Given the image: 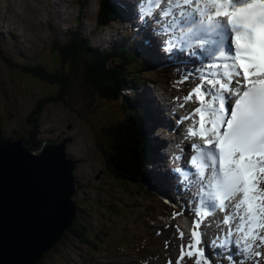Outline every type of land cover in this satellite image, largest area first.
I'll return each mask as SVG.
<instances>
[{
    "label": "snow or ice",
    "instance_id": "6c2138e0",
    "mask_svg": "<svg viewBox=\"0 0 264 264\" xmlns=\"http://www.w3.org/2000/svg\"><path fill=\"white\" fill-rule=\"evenodd\" d=\"M113 8L137 21L138 35L144 34L139 54L146 62L171 61L178 83L199 81L182 98H195L199 106L177 123L198 117L187 135L203 143L192 145L191 167L170 172L178 190L190 193L184 209L195 217L191 243L181 246L179 260L212 264L217 256L246 264L252 255H264L255 251L264 247V0H113ZM142 104L151 123L156 101L145 97ZM183 159L171 157L173 163ZM63 167L58 150L28 155L19 146L0 145V252L23 250L43 218L66 203L59 195ZM229 201L235 203L222 220L225 238L210 245L200 230L203 220L227 212ZM234 232L238 238L231 241Z\"/></svg>",
    "mask_w": 264,
    "mask_h": 264
},
{
    "label": "rangeland",
    "instance_id": "374dc122",
    "mask_svg": "<svg viewBox=\"0 0 264 264\" xmlns=\"http://www.w3.org/2000/svg\"><path fill=\"white\" fill-rule=\"evenodd\" d=\"M61 1L63 0H36L33 5V0H0V34L2 23L8 24L10 30L14 27L13 31H18L17 36L6 38L7 46L5 37L0 36V47L4 46V50L0 51V133L6 137L11 134L21 137L25 131L34 129L29 120L32 116H37L36 131L39 140H69L67 153L77 161L74 176L78 191L73 199L79 207L80 222L87 224L85 227L89 229L91 239H103L101 242H92V245H96L93 250L75 238H68L59 248L49 251L44 264H177L176 257L181 253V246L189 243L193 222L182 216L171 215L167 208H160V200L151 196L148 191H137L133 186L129 189L126 183L115 180L106 169L105 152L109 153L107 142L109 144L111 135L109 128H114L124 117L121 102L107 104L99 96V92L88 90L86 78L80 73L76 79L73 75L74 82L67 90L65 102L60 100L46 103L44 100L49 98L45 96H54L59 87L35 79L15 65L27 60L33 62L37 58L34 61L41 63L49 71H55L59 75L65 72L67 64L62 63V69L59 70V59H54L50 51L57 41L78 32L76 24L81 25V34L86 37L94 32L91 43L95 46L109 47V44L114 45L115 39L123 37L120 33L116 34L119 36H111L112 27L97 30L100 28L99 18L95 17L99 7L98 0H71L72 7L70 0H66L67 6ZM79 2L84 3L86 8L81 9ZM60 5L63 8L58 13ZM3 13L10 20L2 17ZM95 24L98 25L94 27ZM13 40L15 42L12 46ZM87 48L102 51L89 44ZM16 57H20L21 61L7 62L14 61ZM145 72V78H154V75L150 76L148 71ZM165 86L166 84L156 85L154 89L157 92V87L165 89ZM123 90L121 101L124 102L128 96L126 90ZM157 95L161 96V92L158 91ZM39 105V114L35 115L34 111ZM158 133L153 130L152 138H156ZM145 185L152 190L147 183ZM138 195L144 197L138 199ZM119 196L125 198L122 203ZM132 200L134 204H131ZM144 206L149 209L152 207L153 213L148 219L145 214L138 215L142 213ZM184 220L186 223L183 224ZM182 227H190V232H184ZM181 232L182 239L179 235ZM257 251L264 253V247L259 246ZM146 258L149 259L145 260ZM260 264H264V259Z\"/></svg>",
    "mask_w": 264,
    "mask_h": 264
},
{
    "label": "trees",
    "instance_id": "16d2710c",
    "mask_svg": "<svg viewBox=\"0 0 264 264\" xmlns=\"http://www.w3.org/2000/svg\"><path fill=\"white\" fill-rule=\"evenodd\" d=\"M114 14V12L109 11L107 4L105 5L104 3L100 12L101 23L107 22ZM90 41L91 38L88 40L89 44ZM56 52L59 58H61L60 61L62 63H70L68 73L61 72L60 75L58 73L49 75L47 69L41 64L34 67H21L24 73L41 80H54L61 87L58 96L46 100L50 103H56L60 100L63 101L68 88L74 82H72L73 77L75 76L76 79L80 73L84 74L86 78V82L89 85L88 90H97L99 96L107 101H119L121 99V92L123 88L127 87V84L129 86H132L134 82L138 86L145 84L143 80L144 76H137V74L134 75L131 72L138 69L136 62L139 60L130 53L126 54L124 50L120 49L99 53L93 51V49L89 50L87 44L75 36L72 40L68 38L65 46ZM127 65L131 68H128ZM140 65L143 67L142 64ZM125 68L128 71L130 70V72L127 73L128 71L126 72ZM145 94L146 92L142 90L138 91L137 93H133L131 98L128 97L122 102V107L126 111L123 114L124 121L119 122L112 129L109 128V132H111V135L109 134V144L107 142L109 153L107 151L105 152L107 156L105 166L111 176L117 181L135 186L139 190L145 189L143 180L149 155L146 149L149 144L147 143L148 139L146 136L147 125H145L148 112H146L142 104V98H145ZM36 114H39V111H36ZM29 122L33 123L34 127H36V123L38 122L37 116L35 118L32 116ZM23 140L31 149L40 148L42 144V141L38 140L35 132H28L23 137ZM128 188L130 187L128 186ZM145 215H147L146 210ZM85 225L87 224L81 223L78 216L65 234V237L60 241L58 248L66 239L75 238L77 241L92 247L91 249L94 250L96 245H92V242L95 240L101 242L103 239H91L88 235L89 229H86ZM47 254L35 264H44Z\"/></svg>",
    "mask_w": 264,
    "mask_h": 264
},
{
    "label": "bare ground",
    "instance_id": "6f19581e",
    "mask_svg": "<svg viewBox=\"0 0 264 264\" xmlns=\"http://www.w3.org/2000/svg\"><path fill=\"white\" fill-rule=\"evenodd\" d=\"M98 1L100 3L101 0H98ZM130 3H131V0H130ZM85 8H86V5L84 4V8H82V9H85ZM119 17H121V16H119ZM111 21H114V19ZM98 24L100 26L99 29L97 28L98 31H100L103 28L112 27L113 33L111 34V36H119V35H115V34H119L121 29L126 28L125 27L126 24H129L130 29L132 28V29L136 30L137 21H135L130 14L126 13L123 16V19H119L115 22L109 23L106 26H104L106 23L102 25L101 19L99 18ZM122 33L124 34L123 31H122ZM117 41H120L122 43L120 44ZM143 42H144V34L141 33L138 35L137 31H135L134 35H132L130 37H125L122 39H120V38L115 39L114 45L111 44V46H110V44H109V47H106L107 45L95 46L94 44L91 43V41H90L89 45L94 47V48L105 50L108 48H115V47L120 48V47H123L127 44H130L134 47V49H136L140 53V49L142 47ZM136 50H134L135 53H136ZM153 62L157 65V64L165 63L166 61L153 60ZM188 67L192 68L193 64H189ZM183 70H184L183 66H180V71L182 72ZM176 71H177V67H176ZM177 75H178V71H177ZM147 89L149 90L147 96L153 98L156 101V104H155L154 109H153L155 112L154 132H159L157 134L156 138H152L154 146H155L156 154H155V159L150 162L151 164L149 165V170L154 177L157 174H159V175L168 177V179H167V182H161L160 180H157L154 177H152L150 179L152 184L147 179H145V182L151 187L152 191H154L152 188V185H153L157 191V194H159L160 196H165V194L168 195L169 197L167 198V203H169L171 205H173V204L175 205V201H173V198H175L176 196H179L180 202H181L180 204H182L183 201L188 198V194H185L183 189L178 190L176 179L170 175V172H171V169H173V166L171 165V160H170V157L168 155L169 153H167V152H169V147L174 142L175 136L178 132L176 126L172 125L170 117L168 116V114L166 115L167 112L172 110V107H169V105H173L174 100H170L169 98H167V100H165L164 97H160L159 95H157L155 92L152 91L154 88L151 87L150 85H148ZM125 92H126V95L128 97H131L133 95V93H135L134 91H130L128 89ZM172 98H174V97L172 96ZM182 111L184 114H186L185 108H182ZM184 114H178V115L180 117H182V116H184ZM164 131L169 133V136L167 138L162 137V133ZM181 135L182 136L185 135V131H183L181 133ZM14 141H15V138H14ZM169 201H172V202L170 203ZM228 204H229V202H228ZM215 222L217 224L220 223L216 220V217H215ZM213 234H215V232H213ZM257 248H258V246L256 247L255 251H257ZM263 259H264V255H262L260 258H257L254 255L252 258V263L253 264H260V262ZM177 262H178V258H177ZM183 263L188 264V260L184 259L181 262V264H183ZM177 264H179V263H177ZM228 264H230V263H228Z\"/></svg>",
    "mask_w": 264,
    "mask_h": 264
},
{
    "label": "water",
    "instance_id": "95a60500",
    "mask_svg": "<svg viewBox=\"0 0 264 264\" xmlns=\"http://www.w3.org/2000/svg\"><path fill=\"white\" fill-rule=\"evenodd\" d=\"M0 145L19 146L28 155L34 153L43 155L51 149L58 150L63 160L64 167L61 172L59 195L62 198L66 197V203H62L61 208L54 215H46L43 218L42 226L34 233L30 243L23 250L7 249L0 252V264H35L65 237L77 218V206L72 199L78 189L74 176L76 163L66 152L67 140L59 144L54 141H46L39 150L30 149L24 141L0 142Z\"/></svg>",
    "mask_w": 264,
    "mask_h": 264
}]
</instances>
